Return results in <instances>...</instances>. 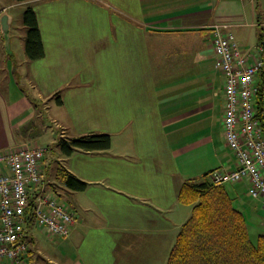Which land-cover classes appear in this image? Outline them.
<instances>
[{
  "label": "crops",
  "instance_id": "1",
  "mask_svg": "<svg viewBox=\"0 0 264 264\" xmlns=\"http://www.w3.org/2000/svg\"><path fill=\"white\" fill-rule=\"evenodd\" d=\"M11 2L35 9L45 55L28 58L27 26L8 11L9 45L0 22V152L43 144L29 125L39 118L42 126L45 116L59 135L106 132L112 144L64 155L54 138L31 198L56 192L75 223L61 236L26 219L27 253L0 264H167L193 208L179 200L183 183L236 166L224 136L214 28L232 31L244 51L264 49V9L257 0ZM243 25L256 27V38L241 35ZM59 165L87 187L59 182L55 191ZM239 186H227L235 201Z\"/></svg>",
  "mask_w": 264,
  "mask_h": 264
},
{
  "label": "built area",
  "instance_id": "2",
  "mask_svg": "<svg viewBox=\"0 0 264 264\" xmlns=\"http://www.w3.org/2000/svg\"><path fill=\"white\" fill-rule=\"evenodd\" d=\"M212 43L225 76L224 136L236 166L215 169L211 181H247L249 194L264 206V110L261 118L256 102L260 93L264 96V49L244 51L235 34L221 25L215 26ZM48 150L47 144H35L0 152V261L20 263L28 251L23 240L26 211L31 192L44 181ZM34 214L36 222L54 235H68L75 223L69 206L50 192H38Z\"/></svg>",
  "mask_w": 264,
  "mask_h": 264
},
{
  "label": "trees",
  "instance_id": "3",
  "mask_svg": "<svg viewBox=\"0 0 264 264\" xmlns=\"http://www.w3.org/2000/svg\"><path fill=\"white\" fill-rule=\"evenodd\" d=\"M23 21L27 26L25 48L28 58L36 60L44 57L42 32L32 6L26 7ZM259 85L261 88L262 83ZM262 93L256 98L257 114L261 118L264 110ZM57 95L58 103H62L61 95ZM111 144L110 133L97 132L76 137L58 135L53 148L64 155H71L78 149L107 150ZM215 169L204 173L200 179H189L183 183L179 200L193 208L177 235L167 264H264V233L259 234L256 241L251 239L247 216L236 205L226 184L212 183L211 173ZM55 175L61 184L70 189L81 191L87 187L86 181L64 166L59 165ZM50 185L56 191L57 183ZM34 207L35 197H32L26 211L27 220L34 219Z\"/></svg>",
  "mask_w": 264,
  "mask_h": 264
},
{
  "label": "rangeland",
  "instance_id": "4",
  "mask_svg": "<svg viewBox=\"0 0 264 264\" xmlns=\"http://www.w3.org/2000/svg\"><path fill=\"white\" fill-rule=\"evenodd\" d=\"M258 1V9H264V0H257ZM11 0H0V7L7 6V11L11 12L15 15L16 18H22L24 19V11L27 7L26 4L20 3L13 6L11 5ZM257 14V11H256ZM22 16V17H21ZM24 22V21H23ZM247 23V22H246ZM256 27L251 28L250 26L243 25L240 30V34L244 37H251V40H253L255 37ZM257 41V39H256ZM244 46V45H243ZM245 48H250V45L244 46ZM252 51L254 53L259 52L258 48H253ZM43 125H39V118L37 120H34V123H30L29 129L35 134H33V137H35L36 141L39 143L47 144L48 148L50 147L49 144H52V141L54 140L57 135H59L55 132L56 130L53 128V122L49 116H45L43 119ZM43 128L42 134L39 135V131ZM51 148V147H50ZM52 150V149H51ZM53 155V154H52ZM53 175V179H54ZM55 181L57 179H54ZM59 181L57 180V184ZM235 185H240L239 193L241 196L236 200V205H238L240 208H242L247 216L249 230H250V236L253 241H256L259 234L264 233V206L262 205L261 200L253 197L248 192V185L243 183L242 185L240 183L242 182H234ZM50 184H54L53 182ZM56 184V183H55ZM232 183H227L226 187H230ZM53 194L57 196L60 201L65 202L64 198H60L56 192ZM67 204V203H66ZM245 204V205H243Z\"/></svg>",
  "mask_w": 264,
  "mask_h": 264
},
{
  "label": "water",
  "instance_id": "5",
  "mask_svg": "<svg viewBox=\"0 0 264 264\" xmlns=\"http://www.w3.org/2000/svg\"><path fill=\"white\" fill-rule=\"evenodd\" d=\"M1 29L4 34L7 45L10 44L11 16L7 10L0 14Z\"/></svg>",
  "mask_w": 264,
  "mask_h": 264
}]
</instances>
